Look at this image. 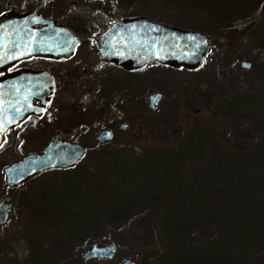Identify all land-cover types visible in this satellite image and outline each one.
Here are the masks:
<instances>
[{
  "label": "flooded vegetation",
  "instance_id": "obj_1",
  "mask_svg": "<svg viewBox=\"0 0 264 264\" xmlns=\"http://www.w3.org/2000/svg\"><path fill=\"white\" fill-rule=\"evenodd\" d=\"M169 4L170 0H0V121L5 122L0 132L4 141L0 209L4 206L6 212L0 226L14 212L17 222H31L34 178L49 170L76 169L85 147L81 158L68 167L31 172L11 184L5 180L6 168L41 154L53 141L81 145L89 124L85 119H95L97 127L87 134L97 144L109 142L117 136L116 127L122 132L130 125L127 108L133 102L138 109L153 110L162 101L161 91L149 92L148 76L151 85H157L164 82L158 74L161 70L195 72L209 52L243 40L241 30L229 27L227 15H218L231 7L189 5L185 0L179 7ZM135 18L199 32L215 48L196 69L167 66L156 59L131 67L127 62L139 41L161 37L148 33L139 22L132 23ZM216 21L222 26H214ZM154 95L158 100L150 104ZM103 129L111 137L99 143L96 138Z\"/></svg>",
  "mask_w": 264,
  "mask_h": 264
},
{
  "label": "rangeland",
  "instance_id": "obj_2",
  "mask_svg": "<svg viewBox=\"0 0 264 264\" xmlns=\"http://www.w3.org/2000/svg\"><path fill=\"white\" fill-rule=\"evenodd\" d=\"M198 1L185 0V4L196 5ZM215 1L217 0H211L209 6L218 7L219 2ZM170 2V6L179 7L183 5L184 0H174V2L170 0ZM203 4L205 6L206 2ZM232 8L239 7L231 6V10ZM231 10L228 9L225 14L218 15H227V18L230 16L231 19H236L239 15L247 13V10L243 9L240 11L241 13L237 12V9L233 12H230ZM259 19L262 22L261 25L256 26V30L264 33V15ZM219 22L216 21L213 25H220ZM229 25L235 26L244 33L243 40L239 44H223L220 48L209 52L201 67L195 72L159 71L160 79L164 81L158 83L159 86L158 84L151 85V79L148 76L149 92L152 89L161 91L163 94L162 101L153 110H148L147 107H139L138 109L134 102L129 107L127 106V111L131 114L129 117L130 125L122 132L118 131L116 127L117 136L109 142L103 145L97 144L93 139L94 137L87 134L97 127L94 123L95 119H85L86 123L89 121V124L86 125V136L84 140L79 142L85 147L84 157L78 163L77 168L68 171L49 170L38 174L30 186V195L36 190L34 193L36 202H33L35 210L32 206L30 207V210L35 211L34 217H31V222L25 221L29 225H24L25 222H17L18 214L14 212L6 224L0 226V248L6 247L13 254L10 263L6 264H36L32 260L31 252H29L31 253L29 258L31 256L32 263L28 260H22V258L25 257V250H28L26 249L27 243L36 240L45 231L53 227L52 224L49 226V221L46 220L47 216H51L52 219L53 216L50 213L46 214L45 210L46 212L55 211L59 213L56 207L63 208L68 210L69 218L73 219L70 212L77 214L81 209H93L98 206L103 190L106 189L97 181L100 178V169L96 168L99 162L94 160L99 150L105 154L107 152L113 153L114 157L111 161H113V170L116 172V170L118 171L117 164H122L121 155L123 152L130 154L131 149L144 147L141 150V159L145 167L137 175L140 177V183L144 182L145 179L153 178L155 183L160 186L161 184L156 182L159 179H167L166 182L170 183L175 178V183L180 185L177 189H185L188 183L187 179L191 176V179L197 184L192 186L190 192L204 196L209 181L203 175L212 172V170L201 169L202 172L199 173L198 170L193 171L186 166L187 158L193 152L190 150V140L184 137L185 133L193 130V128L201 127L207 129L208 133L211 132L209 136L212 143L214 141L221 142L220 137L227 135L231 147L233 144L245 147L254 146L264 138L256 132V126L252 122L248 121L242 127L237 126L236 123L228 125V117L218 113L216 105L219 100L222 102L235 95L243 94V92L253 93L252 96L243 100L247 105L259 108L261 103L264 104V45L259 40H250L251 36L254 35L252 31L254 29H251L250 25L243 26V23L240 24V22ZM242 60L248 61L250 67L241 66ZM114 111L119 114L116 109ZM91 113L94 114L93 111ZM261 115L264 122V112ZM182 140H184V144H181L182 148L178 153L167 151L164 148H145L178 144ZM221 145L223 146V144ZM205 150L202 146V154L200 155L203 157L206 155ZM176 161L179 164L177 168L174 167ZM195 164L198 163L195 162L193 166ZM87 165L91 167L94 165V170L99 174H91L85 169ZM121 171L114 186L132 185L135 182L136 174L129 175V172ZM105 178L110 179L109 174L105 175ZM26 211L27 208L25 214H27ZM57 216L59 217V214ZM141 218L134 219V221L132 220L116 229L108 228L99 231L95 238L82 237L80 243L72 249L68 260L55 261L53 264H119L125 258L133 259L135 264H155L159 252L163 249L161 246L163 241L158 236L157 229L159 227L154 228L150 225V217L139 220ZM199 236L204 237L202 234ZM109 241H113L116 245V251L110 258L104 260L82 259V254L91 243L104 244ZM253 263L264 264V256L256 255Z\"/></svg>",
  "mask_w": 264,
  "mask_h": 264
},
{
  "label": "trees",
  "instance_id": "obj_3",
  "mask_svg": "<svg viewBox=\"0 0 264 264\" xmlns=\"http://www.w3.org/2000/svg\"><path fill=\"white\" fill-rule=\"evenodd\" d=\"M210 1L199 0L197 6H203L205 2V5H210ZM215 2H219L218 6H238L236 11L239 13L242 9L247 10V13L236 19L226 17V21L229 24L240 22L243 26L250 25L254 29L251 40H259L264 45V33L256 30V26L262 22L259 18L264 15V0ZM224 20L221 18L220 21ZM221 88L224 89L223 86ZM252 95V92H243L222 102L219 100L216 106L219 114L228 117V125L236 123L242 127L250 121L256 126V132L264 137L261 115L264 104L254 108L243 101ZM208 132L207 129L196 127L184 136L190 140V150L193 152L188 156L186 166L199 173L201 169L212 170L203 175L209 181L204 196L190 192L192 186L197 184L191 176L186 178L188 183L185 189H177L180 185L175 183V178L170 183L166 182L167 179H159L156 182L160 186L153 178L140 183L137 175L145 167L141 159L144 147L131 149L130 154L123 152L122 164H117L116 172L111 161L113 153L105 154L99 150L93 160L99 162L96 168L100 169V178L97 181L106 189L98 206L81 209L77 214L70 212L73 219L69 218L68 210L63 208L56 207L59 213L45 210L46 214L53 216L52 219L45 214L48 225L52 224L53 227L27 243L26 249L29 251L25 250L22 260L31 263L33 260L36 264L68 260L82 237L95 238L99 231L119 228L139 217H150V225L159 227L158 236L163 241V249L155 264H254L256 255L264 256V138L254 146L233 144L231 147L227 135L220 137L221 142L212 143L209 136L211 132ZM183 142L145 148H164L178 153ZM202 146L203 150L206 148L204 157L200 155ZM195 162L198 164L193 166ZM175 163L174 167L177 168L178 161ZM92 166L87 165L85 169L93 175L99 174ZM121 170L129 172V175L136 174L132 185L114 186ZM107 174L110 176L108 180L105 178ZM29 252L33 255L32 260ZM12 257L8 248H0V264L10 263Z\"/></svg>",
  "mask_w": 264,
  "mask_h": 264
},
{
  "label": "water",
  "instance_id": "obj_4",
  "mask_svg": "<svg viewBox=\"0 0 264 264\" xmlns=\"http://www.w3.org/2000/svg\"><path fill=\"white\" fill-rule=\"evenodd\" d=\"M139 22L142 27L148 29V33H158L161 37L158 40L144 38L137 44L132 52L131 60L128 63L131 67L140 66L143 62L156 59L158 62L173 67L183 66L189 69H196L206 57L210 48H215L214 44L206 43V36L196 31L183 30L173 26H165L145 21L144 18H135L132 23ZM244 68L250 63L246 60L240 62ZM150 97L151 103L153 97ZM157 102V101H156ZM155 102V103H156ZM109 130L103 129L99 131L96 138L97 142L107 140L110 136ZM111 134V133H110ZM1 141V140H0ZM84 147L77 143L53 141L49 143L41 154L36 156L30 155L23 158L20 166H10L6 168L5 180L8 183L15 182L31 172L40 171L50 167H64L71 165L75 160L81 158ZM6 212L0 209V223L4 221ZM116 245L113 241L104 244L93 242L87 247L82 254V259L96 258L106 259L116 251ZM119 264H135L130 258H125Z\"/></svg>",
  "mask_w": 264,
  "mask_h": 264
},
{
  "label": "snow or ice",
  "instance_id": "obj_5",
  "mask_svg": "<svg viewBox=\"0 0 264 264\" xmlns=\"http://www.w3.org/2000/svg\"><path fill=\"white\" fill-rule=\"evenodd\" d=\"M23 54V53H22ZM245 67H250L249 65H245ZM158 100V97H153V102L155 103ZM0 105H2V101H0ZM18 111V110H17ZM15 119V117H13V120ZM11 121H9L10 123ZM5 130V122L4 121H0V132H3ZM108 136H110L111 134L108 133ZM4 141H0V147L3 146Z\"/></svg>",
  "mask_w": 264,
  "mask_h": 264
}]
</instances>
